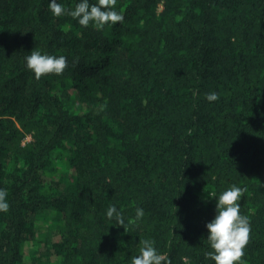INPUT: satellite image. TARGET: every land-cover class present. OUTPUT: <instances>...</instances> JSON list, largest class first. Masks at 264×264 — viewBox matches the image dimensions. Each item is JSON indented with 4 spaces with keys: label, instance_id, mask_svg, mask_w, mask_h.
Here are the masks:
<instances>
[{
    "label": "trees",
    "instance_id": "obj_1",
    "mask_svg": "<svg viewBox=\"0 0 264 264\" xmlns=\"http://www.w3.org/2000/svg\"><path fill=\"white\" fill-rule=\"evenodd\" d=\"M115 7L123 21L98 29L49 0H0V264H28L44 214L56 264H130L142 239L161 264H215L208 194L233 184L250 225L236 264H264V0ZM32 50L67 66L36 79ZM57 154L70 173L54 179Z\"/></svg>",
    "mask_w": 264,
    "mask_h": 264
},
{
    "label": "clouds",
    "instance_id": "obj_2",
    "mask_svg": "<svg viewBox=\"0 0 264 264\" xmlns=\"http://www.w3.org/2000/svg\"><path fill=\"white\" fill-rule=\"evenodd\" d=\"M116 0H97L96 3H89V0H78L75 7L66 9L58 0H49V9L54 16L67 13L81 26L87 27L91 23L98 29L105 25H113L123 21V13L115 7ZM26 67L30 69L36 79L48 73L61 74L67 66V58L63 55H51L32 50L26 56ZM209 101L218 99L216 92H210L206 97ZM244 189L233 184L218 195L208 194L215 197V215L206 223L207 240L212 251L206 253L215 264H236L243 255L250 225L246 216L240 213V203ZM7 193L0 188V212L9 209V202L6 199ZM109 219L114 223L124 225L122 213L113 205H109L105 211ZM136 216H143V209H136ZM139 254L131 257L130 264H161L163 255L157 252L153 242L148 239L140 241Z\"/></svg>",
    "mask_w": 264,
    "mask_h": 264
},
{
    "label": "rangeland",
    "instance_id": "obj_3",
    "mask_svg": "<svg viewBox=\"0 0 264 264\" xmlns=\"http://www.w3.org/2000/svg\"><path fill=\"white\" fill-rule=\"evenodd\" d=\"M26 141H30V138H28ZM60 172L70 173V168L66 164L65 159L61 155L57 154L56 160L52 164L51 175L54 177V179H57ZM49 221V216L45 214L37 221L44 232L37 240V246L34 242L26 245V259L28 264H39L35 260L39 258L43 259V264H56V259L50 254L48 255L50 242L51 239H53L51 236V226Z\"/></svg>",
    "mask_w": 264,
    "mask_h": 264
}]
</instances>
